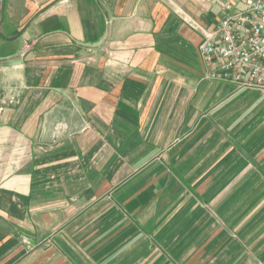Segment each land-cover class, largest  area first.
I'll use <instances>...</instances> for the list:
<instances>
[{"label":"crops","instance_id":"obj_1","mask_svg":"<svg viewBox=\"0 0 264 264\" xmlns=\"http://www.w3.org/2000/svg\"><path fill=\"white\" fill-rule=\"evenodd\" d=\"M216 0H0V264H264V92L206 79Z\"/></svg>","mask_w":264,"mask_h":264},{"label":"built area","instance_id":"obj_2","mask_svg":"<svg viewBox=\"0 0 264 264\" xmlns=\"http://www.w3.org/2000/svg\"><path fill=\"white\" fill-rule=\"evenodd\" d=\"M216 2L221 18L199 47L206 79L264 90V0Z\"/></svg>","mask_w":264,"mask_h":264},{"label":"rangeland","instance_id":"obj_3","mask_svg":"<svg viewBox=\"0 0 264 264\" xmlns=\"http://www.w3.org/2000/svg\"><path fill=\"white\" fill-rule=\"evenodd\" d=\"M255 90H260V89H256V88H254ZM260 91H262V92H264V90H260Z\"/></svg>","mask_w":264,"mask_h":264}]
</instances>
